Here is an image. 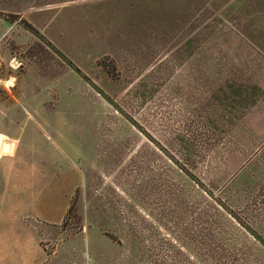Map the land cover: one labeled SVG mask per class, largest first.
<instances>
[{
    "label": "rangeland",
    "instance_id": "1",
    "mask_svg": "<svg viewBox=\"0 0 264 264\" xmlns=\"http://www.w3.org/2000/svg\"><path fill=\"white\" fill-rule=\"evenodd\" d=\"M7 76L0 264H264V0H0Z\"/></svg>",
    "mask_w": 264,
    "mask_h": 264
},
{
    "label": "crops",
    "instance_id": "2",
    "mask_svg": "<svg viewBox=\"0 0 264 264\" xmlns=\"http://www.w3.org/2000/svg\"><path fill=\"white\" fill-rule=\"evenodd\" d=\"M11 148H10V152H11ZM0 176H2L5 180V188L6 190H12V188L9 186L10 183L12 185L13 182V177L14 174L12 172V169H5V170H0ZM6 191V195L7 196V192ZM3 208L0 207V210H2ZM6 215V213H5ZM2 215L0 213V240H9V239H14L12 236L10 237V233L8 230H6L5 228H3V226H1V223L3 222V218ZM33 232L32 235L30 236L29 240L27 243H23L21 241H17L18 243H14L13 247L15 250H17V252H14V249L12 250V254L13 256L20 258V263L21 264H39V259L41 256L44 255V249L40 246L39 241H38V231H37V227H32ZM21 237V235H19L17 237L16 240H18ZM27 248V249H25ZM17 260H14V264H17Z\"/></svg>",
    "mask_w": 264,
    "mask_h": 264
},
{
    "label": "built area",
    "instance_id": "3",
    "mask_svg": "<svg viewBox=\"0 0 264 264\" xmlns=\"http://www.w3.org/2000/svg\"><path fill=\"white\" fill-rule=\"evenodd\" d=\"M15 86V78L13 76H7L5 78H0V88L4 90H9Z\"/></svg>",
    "mask_w": 264,
    "mask_h": 264
}]
</instances>
